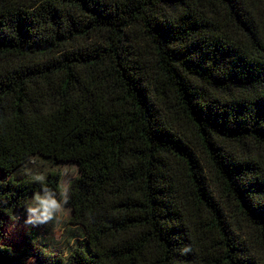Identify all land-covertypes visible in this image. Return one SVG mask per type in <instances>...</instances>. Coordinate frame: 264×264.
Returning a JSON list of instances; mask_svg holds the SVG:
<instances>
[{
    "label": "trees",
    "instance_id": "16d2710c",
    "mask_svg": "<svg viewBox=\"0 0 264 264\" xmlns=\"http://www.w3.org/2000/svg\"><path fill=\"white\" fill-rule=\"evenodd\" d=\"M37 156L65 256L1 244ZM0 220V264H264V0H0Z\"/></svg>",
    "mask_w": 264,
    "mask_h": 264
},
{
    "label": "rangeland",
    "instance_id": "374dc122",
    "mask_svg": "<svg viewBox=\"0 0 264 264\" xmlns=\"http://www.w3.org/2000/svg\"><path fill=\"white\" fill-rule=\"evenodd\" d=\"M51 172L60 173L61 175L60 191L55 194L57 201L62 204L61 209L56 212L53 219L44 224V226L43 224L34 226L32 224L26 223L28 219L26 210L25 213H18L15 215L16 220L12 222L11 225H6V223L1 222L2 245L8 246L14 250L24 246L22 239H18L19 235H17L16 230L13 231L9 228L10 226L13 227L14 225H21V227H32L34 229L33 232H36L37 230L39 235L47 237V239L50 240L48 243H40V241L37 240L36 246L41 250H47V253L52 255L65 256L68 254L70 248H72L74 245V242L72 244L70 236H77L78 238V241H75L77 244L74 245V247L78 245L82 246L83 239L81 238L82 235L80 236V234H82L83 231L80 228H73L68 224L70 209L65 203L67 186L70 181L79 175L77 166L71 163L55 164L52 161H47L37 156L36 158H33V160L29 162L25 168L17 170V172L14 173V177L15 179L35 180L37 176L46 177V175ZM33 196L34 195H32L29 199V206H32ZM39 227L43 229H38ZM34 261L35 258L33 257L26 264H33Z\"/></svg>",
    "mask_w": 264,
    "mask_h": 264
},
{
    "label": "clouds",
    "instance_id": "9594fccd",
    "mask_svg": "<svg viewBox=\"0 0 264 264\" xmlns=\"http://www.w3.org/2000/svg\"><path fill=\"white\" fill-rule=\"evenodd\" d=\"M43 176H37V181H43ZM66 202V201H65ZM62 204L57 201L55 194L50 189H44L43 193H35L32 206L26 209L28 219L26 223L32 225L46 224L51 221Z\"/></svg>",
    "mask_w": 264,
    "mask_h": 264
},
{
    "label": "crops",
    "instance_id": "0c3cea01",
    "mask_svg": "<svg viewBox=\"0 0 264 264\" xmlns=\"http://www.w3.org/2000/svg\"><path fill=\"white\" fill-rule=\"evenodd\" d=\"M70 214H71V210H70ZM43 226H44V224H43ZM71 226V225H70ZM71 227H73V228H76L77 229V227H74V226H71ZM29 228V227H28ZM31 231H33L34 229L31 227V228H29ZM38 229H43V228H41V227H39ZM34 235H35V240L37 241H40V243H42V242H45V243H48L50 240L49 239H47V237H45V236H42V235H39L38 234V232H37V230H36V232H34ZM82 234H80V236H81ZM82 238V237H81ZM81 238H80V240H81ZM45 239H46V241H45ZM70 239H71V241H72V244H73V242H74V245H76L77 243H75V241H78L77 239V236H70ZM79 244V243H78ZM74 245H73V247L72 248H74ZM72 248H70V250L72 249ZM69 250V251H70ZM42 251H44V252H48L47 250H44V249H42ZM69 253V252H68Z\"/></svg>",
    "mask_w": 264,
    "mask_h": 264
}]
</instances>
